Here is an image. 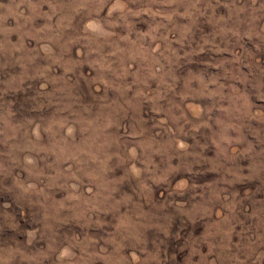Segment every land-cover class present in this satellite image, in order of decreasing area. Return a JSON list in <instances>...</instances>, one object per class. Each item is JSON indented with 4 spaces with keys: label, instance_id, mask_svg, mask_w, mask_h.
<instances>
[{
    "label": "clouds",
    "instance_id": "clouds-1",
    "mask_svg": "<svg viewBox=\"0 0 264 264\" xmlns=\"http://www.w3.org/2000/svg\"><path fill=\"white\" fill-rule=\"evenodd\" d=\"M264 0H0V264H264Z\"/></svg>",
    "mask_w": 264,
    "mask_h": 264
},
{
    "label": "rangeland",
    "instance_id": "rangeland-1",
    "mask_svg": "<svg viewBox=\"0 0 264 264\" xmlns=\"http://www.w3.org/2000/svg\"><path fill=\"white\" fill-rule=\"evenodd\" d=\"M261 63L264 64V60H262Z\"/></svg>",
    "mask_w": 264,
    "mask_h": 264
}]
</instances>
